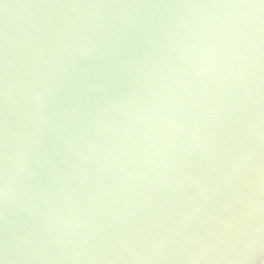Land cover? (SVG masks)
I'll return each instance as SVG.
<instances>
[{
	"label": "clouds",
	"instance_id": "9594fccd",
	"mask_svg": "<svg viewBox=\"0 0 264 264\" xmlns=\"http://www.w3.org/2000/svg\"><path fill=\"white\" fill-rule=\"evenodd\" d=\"M0 264H264V0H0Z\"/></svg>",
	"mask_w": 264,
	"mask_h": 264
}]
</instances>
